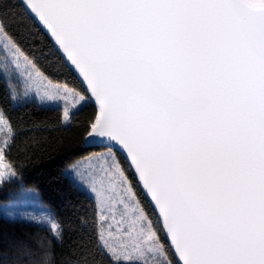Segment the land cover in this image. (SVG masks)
I'll list each match as a JSON object with an SVG mask.
<instances>
[{
  "label": "snow or ice",
  "instance_id": "1",
  "mask_svg": "<svg viewBox=\"0 0 264 264\" xmlns=\"http://www.w3.org/2000/svg\"><path fill=\"white\" fill-rule=\"evenodd\" d=\"M19 5L63 70L86 87L59 83L60 70L45 71L2 10L0 68L18 75L24 97L61 109V124L70 125L89 104L94 108L83 144L101 150L73 165L94 211L90 247L77 264H95L97 256L99 264H264V0ZM41 86L55 94L40 96ZM16 95L11 88V99ZM5 123L0 183L16 176L6 162L15 132L0 111ZM137 185L150 197L151 211ZM32 219L46 222L62 241L50 216Z\"/></svg>",
  "mask_w": 264,
  "mask_h": 264
},
{
  "label": "trees",
  "instance_id": "2",
  "mask_svg": "<svg viewBox=\"0 0 264 264\" xmlns=\"http://www.w3.org/2000/svg\"><path fill=\"white\" fill-rule=\"evenodd\" d=\"M0 10L7 14L10 31L21 40L25 52L37 57L45 71L51 74L53 69L60 70L63 74L56 77L59 83L66 81L69 87L84 88L73 72L64 71L57 62L56 50L25 18L19 0H3ZM0 110L15 132L6 161L13 165L21 185L38 193L40 201L48 206L62 229L61 241L46 226L0 215V264H32L36 259L40 264H77L83 258L81 254L90 247L87 236L94 218L93 201L65 170L84 154L101 150L83 144L88 131L85 121L95 114L93 105L77 112L70 125L61 124V109L45 107L35 101L14 106L0 73ZM117 156L135 183L129 164L120 153L117 152ZM137 190L140 191L139 185ZM7 198V187L0 188V202ZM140 198L151 211L142 191ZM161 237L167 245L163 232ZM168 256L176 260L170 248ZM99 260L100 257H95V264H99Z\"/></svg>",
  "mask_w": 264,
  "mask_h": 264
},
{
  "label": "rangeland",
  "instance_id": "3",
  "mask_svg": "<svg viewBox=\"0 0 264 264\" xmlns=\"http://www.w3.org/2000/svg\"><path fill=\"white\" fill-rule=\"evenodd\" d=\"M4 60H5L4 53L0 51V64H2ZM0 73L2 74V77L5 79L7 83L9 93L11 88L16 89L17 92L16 99L15 100L11 99L12 104L14 106H17L25 102L35 101L39 105L45 107H54L47 104H41L37 100H34L31 96L27 98L24 97L22 94L23 90L18 83V75L15 72L4 73L3 69L0 68ZM44 83L46 84L47 81H45ZM38 94L40 96H45V95H54L55 93L51 89L41 86L38 88ZM7 138H8V131H7V124L5 123L4 125H0V146H2L3 141L6 140ZM74 163L65 170V173L73 180V182L76 184L78 188H80L84 193H86L90 197V193L86 190V188L81 186L73 177ZM3 187H7L8 198L0 202V215H3L9 219L7 213L11 212L15 217L14 220H24L34 223L37 222L36 220H33L32 217L40 219L42 216L48 215L50 216L51 219L56 221L51 211L49 210L48 206L40 201L38 193L32 188L22 186L21 182L16 176L11 180L6 179L3 183H0V188ZM39 224L46 226L51 230L50 226L46 222Z\"/></svg>",
  "mask_w": 264,
  "mask_h": 264
},
{
  "label": "water",
  "instance_id": "4",
  "mask_svg": "<svg viewBox=\"0 0 264 264\" xmlns=\"http://www.w3.org/2000/svg\"><path fill=\"white\" fill-rule=\"evenodd\" d=\"M74 73V72H73ZM75 74V73H74ZM76 75V74H75ZM77 77V76H76ZM79 80V79H78ZM80 81V80H79ZM83 85V84H82ZM83 87H86L85 85H83ZM86 146H88V147H100L99 145H86ZM117 152L118 153H120L123 157H124V159L127 161V163L129 164V161H128V159L126 158V154L125 153H123V152H120L119 151V149L117 148ZM132 170V172H133V174H134V170L133 169H131ZM135 176V175H134ZM136 178V177H135ZM144 194V193H143ZM145 197H146V199L148 200V202L150 203V197H147L146 195H144ZM150 205H151V203H150ZM151 207H152V205H151ZM164 234V233H163ZM165 235V234H164ZM166 241H167V239H166ZM167 243H168V241H167ZM171 249V248H170ZM171 252H172V254H173V256L175 257V259H177V257L174 255V250L173 249H171Z\"/></svg>",
  "mask_w": 264,
  "mask_h": 264
},
{
  "label": "clouds",
  "instance_id": "5",
  "mask_svg": "<svg viewBox=\"0 0 264 264\" xmlns=\"http://www.w3.org/2000/svg\"><path fill=\"white\" fill-rule=\"evenodd\" d=\"M48 259H50V256L48 257Z\"/></svg>",
  "mask_w": 264,
  "mask_h": 264
}]
</instances>
